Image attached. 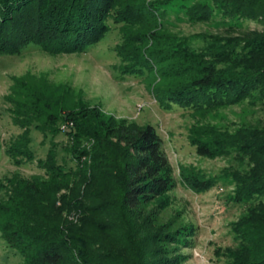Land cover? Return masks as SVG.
Masks as SVG:
<instances>
[{
	"label": "rangeland",
	"instance_id": "obj_1",
	"mask_svg": "<svg viewBox=\"0 0 264 264\" xmlns=\"http://www.w3.org/2000/svg\"><path fill=\"white\" fill-rule=\"evenodd\" d=\"M123 1L124 12L130 6L146 19L117 17L115 5L97 40L83 50L48 52L31 43L0 54V264L38 262L31 251L25 248V256L6 240L18 226L56 244L68 263L78 258L73 246H80L86 260L93 254L95 264H109L105 259L112 255L117 264H130L134 257L125 237L153 255L168 246L142 243L147 236L172 226L192 227L193 247L176 250L186 257L180 264H228L227 253L238 243L234 224L248 208L264 203L261 196L234 199L236 176H247L253 167L247 155L224 147L223 154L206 158L193 145L219 139L223 132L238 135L242 128L264 127V106L245 99L203 112L187 102L163 103L155 95L179 81L173 78L182 69L175 55L182 44L199 50L208 35L241 32L226 31L214 8L208 23L188 16L189 8L209 6L211 0ZM242 27L261 29L253 21ZM68 117L75 118L76 129L69 128ZM118 123L156 129L174 181L172 190L138 213L119 209L114 175L106 181L91 170L92 154L103 150L98 136ZM105 155L115 161L111 151ZM25 182L35 184L38 194L26 192ZM201 182L210 186L199 190Z\"/></svg>",
	"mask_w": 264,
	"mask_h": 264
},
{
	"label": "trees",
	"instance_id": "obj_2",
	"mask_svg": "<svg viewBox=\"0 0 264 264\" xmlns=\"http://www.w3.org/2000/svg\"><path fill=\"white\" fill-rule=\"evenodd\" d=\"M123 3V0H0V54L18 52L31 43L45 51L83 50L97 40L105 28L108 12L115 5L120 9L117 17L126 15V18H135L139 23L146 19L130 6L126 7L127 13L124 12ZM213 8L223 16L221 26L226 31L238 30L241 33L237 37L208 35L209 41L199 50L182 44L175 54L182 62V69L178 71V77H172L179 81L163 91L155 90L157 99L163 103L166 100L187 102L192 108L203 109V112L235 105L245 99L251 104L264 106V0H211L209 6H192L187 14L196 22L208 23L212 19ZM246 21L257 22L261 29L239 30ZM153 33L151 31V36H156ZM137 41L143 42L140 37ZM148 53L152 55L154 51L149 50ZM148 58L144 57L142 61L150 67ZM90 112L100 115L98 108H90ZM66 120L69 128H77L75 118ZM221 136L212 141L194 142L196 153L213 158L223 154L224 147H232L247 155L253 167L247 176H236L239 183L234 199L239 203L253 196L264 198V127L242 128L238 135L223 132ZM98 137V146L105 151L101 150L99 155L92 154L91 170L97 171L96 174L102 173L101 177L106 181L113 175L117 178L120 210L138 213L172 190L174 181L167 159L161 152L160 136L153 126L111 124L106 126L104 135ZM106 151L115 154V161L110 162ZM209 186L207 182H201L198 189L204 190ZM24 189L31 195H37L39 191L31 182H25ZM98 208L102 209V205ZM152 211L156 212V209ZM234 229L238 233V243L227 253L228 264H264V203L248 208L234 224ZM194 233L192 227L172 226L147 236L142 243L168 246L167 250L157 249L153 255L139 248L141 242H131L125 237L124 244L130 246V255L134 257L130 264H180L186 257L176 250L178 246L192 248ZM6 240L16 245L14 247L25 256L28 254L26 250L31 251L37 264H95L96 261L92 253L91 259L86 260L87 251L73 246L78 258H72L68 263L65 252L58 250L60 248L56 244L38 232L19 226ZM18 240L23 241V245L14 242ZM113 257L105 259L106 262L117 264Z\"/></svg>",
	"mask_w": 264,
	"mask_h": 264
}]
</instances>
